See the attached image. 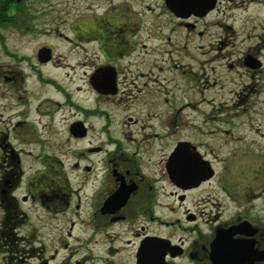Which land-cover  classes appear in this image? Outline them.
<instances>
[{"label": "flooded vegetation", "instance_id": "1", "mask_svg": "<svg viewBox=\"0 0 264 264\" xmlns=\"http://www.w3.org/2000/svg\"><path fill=\"white\" fill-rule=\"evenodd\" d=\"M65 2L0 0L26 36L0 40V264H264L261 194L229 173L205 194L193 118L264 90V0ZM43 31L64 52L23 51Z\"/></svg>", "mask_w": 264, "mask_h": 264}, {"label": "rangeland", "instance_id": "2", "mask_svg": "<svg viewBox=\"0 0 264 264\" xmlns=\"http://www.w3.org/2000/svg\"><path fill=\"white\" fill-rule=\"evenodd\" d=\"M68 2L71 4V19H73L75 17L73 14L79 12L81 0H68ZM144 2H148V0H144ZM65 3H67V0ZM144 6L136 3L134 7L140 9ZM33 22L37 23L40 21L35 19ZM20 32L14 23L6 24V26L1 27L3 37L0 36V40L2 38L8 40L26 38V36L20 35ZM37 34L36 37L32 38L33 42L25 47L23 51L30 52L35 45L47 42L54 44L57 52H64L65 47L60 40L50 36L48 33L45 34L44 31ZM86 45L91 49L95 47V43H87ZM93 50L87 52V54H92ZM6 54L4 48L0 46V62L2 58L6 59L4 58ZM63 70L61 69V71ZM78 70L81 71V68H78ZM262 76L263 80L261 82L264 84V70ZM182 84L178 85L177 88L181 92V86L184 87ZM191 86L193 87V81ZM192 91L193 99L197 95L202 96L196 93L195 89L193 90L192 88L191 90L190 88V93ZM204 96L211 101L209 105L200 104L197 106L198 111H193V118L198 123V126L194 127V129L204 137L197 140L204 143V150L212 151L210 157L214 159V167L218 174H222L219 179L215 178V180L205 185V194L215 195L217 197L215 200L223 201L224 196L220 188V182L222 176L229 173V179L233 180L234 183L243 182L249 185V183L253 182L251 187L254 188L251 190L261 194L260 198L255 201L257 204L256 208H258L261 203H264V90L241 95L246 97L245 102L232 108L226 105L228 108L222 107L219 109L220 106L216 104L219 101H223L225 104L232 103L233 98L237 100V95L235 94H225L223 97H215L213 99V95L210 92H206ZM201 105L204 107L199 108ZM216 106L217 109H214ZM234 157H239L240 161L248 157L250 159L255 158V160L252 162H248L249 160L241 161L247 163L243 168L232 163L235 161ZM235 172H238V174ZM246 177L249 178L245 179Z\"/></svg>", "mask_w": 264, "mask_h": 264}, {"label": "water", "instance_id": "3", "mask_svg": "<svg viewBox=\"0 0 264 264\" xmlns=\"http://www.w3.org/2000/svg\"><path fill=\"white\" fill-rule=\"evenodd\" d=\"M214 0H166L168 7L176 12L191 13L197 9H210L213 6ZM50 49L43 48L40 50V54L49 55Z\"/></svg>", "mask_w": 264, "mask_h": 264}, {"label": "trees", "instance_id": "4", "mask_svg": "<svg viewBox=\"0 0 264 264\" xmlns=\"http://www.w3.org/2000/svg\"><path fill=\"white\" fill-rule=\"evenodd\" d=\"M12 19H13L12 15L5 12L0 13V25L13 22Z\"/></svg>", "mask_w": 264, "mask_h": 264}]
</instances>
